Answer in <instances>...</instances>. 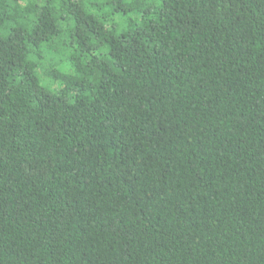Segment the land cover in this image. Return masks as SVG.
Wrapping results in <instances>:
<instances>
[{
    "label": "trees",
    "instance_id": "16d2710c",
    "mask_svg": "<svg viewBox=\"0 0 264 264\" xmlns=\"http://www.w3.org/2000/svg\"><path fill=\"white\" fill-rule=\"evenodd\" d=\"M0 264H264V0H0Z\"/></svg>",
    "mask_w": 264,
    "mask_h": 264
}]
</instances>
